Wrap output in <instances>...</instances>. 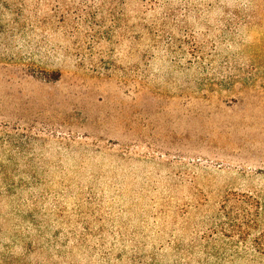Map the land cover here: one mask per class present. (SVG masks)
<instances>
[{"label":"rangeland","instance_id":"obj_1","mask_svg":"<svg viewBox=\"0 0 264 264\" xmlns=\"http://www.w3.org/2000/svg\"><path fill=\"white\" fill-rule=\"evenodd\" d=\"M262 234L264 0H0V264H264Z\"/></svg>","mask_w":264,"mask_h":264},{"label":"trees","instance_id":"obj_2","mask_svg":"<svg viewBox=\"0 0 264 264\" xmlns=\"http://www.w3.org/2000/svg\"><path fill=\"white\" fill-rule=\"evenodd\" d=\"M263 237H264V234L261 235V240H263ZM259 240H260V238H259ZM261 244H260V248H261L260 252H264V243H261Z\"/></svg>","mask_w":264,"mask_h":264}]
</instances>
